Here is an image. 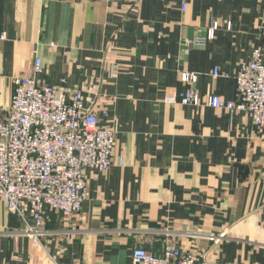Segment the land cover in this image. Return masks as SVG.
<instances>
[{
	"label": "crops",
	"instance_id": "crops-1",
	"mask_svg": "<svg viewBox=\"0 0 264 264\" xmlns=\"http://www.w3.org/2000/svg\"><path fill=\"white\" fill-rule=\"evenodd\" d=\"M213 18L216 39L191 44ZM258 47L264 0H0V112L40 58V84L82 91L117 132L79 214L48 209L35 238L0 200V264H132L135 248L161 255L166 242L208 264H264V131L246 112L231 122L179 102L182 71L199 74L202 98L235 101Z\"/></svg>",
	"mask_w": 264,
	"mask_h": 264
},
{
	"label": "built area",
	"instance_id": "built-area-1",
	"mask_svg": "<svg viewBox=\"0 0 264 264\" xmlns=\"http://www.w3.org/2000/svg\"><path fill=\"white\" fill-rule=\"evenodd\" d=\"M186 10V5L183 7ZM222 23L213 18L206 33L191 42L206 45L216 39ZM227 30L232 29L230 22ZM43 73L37 58L32 75L14 80L11 104L0 112V200L8 211L29 226L28 234L37 238L45 223L46 211L76 215L89 198L87 170L108 171L114 164L117 132L109 118L94 106L87 107L84 93L68 95L57 86L38 82ZM213 76L218 78L216 68ZM199 74L182 71L185 86L180 97L183 106L224 110L233 122L240 112L250 115L255 128L264 131V50L252 51L249 61L235 75V101L211 95L202 98L196 88ZM166 102L176 104L175 96ZM132 264H208L194 254L166 242L162 254L143 248L132 252Z\"/></svg>",
	"mask_w": 264,
	"mask_h": 264
},
{
	"label": "rangeland",
	"instance_id": "rangeland-1",
	"mask_svg": "<svg viewBox=\"0 0 264 264\" xmlns=\"http://www.w3.org/2000/svg\"><path fill=\"white\" fill-rule=\"evenodd\" d=\"M27 227H29V226H27Z\"/></svg>",
	"mask_w": 264,
	"mask_h": 264
}]
</instances>
